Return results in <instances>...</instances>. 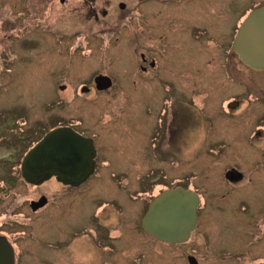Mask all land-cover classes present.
Masks as SVG:
<instances>
[{
    "label": "rangeland",
    "instance_id": "1",
    "mask_svg": "<svg viewBox=\"0 0 264 264\" xmlns=\"http://www.w3.org/2000/svg\"><path fill=\"white\" fill-rule=\"evenodd\" d=\"M69 1L0 0V234L16 264H187L188 255L199 264H264V241H232L224 177L264 151L255 121L264 71L228 49L233 25L264 0H158L146 11L155 28L132 19L130 3L125 18L113 12L124 0H106L110 15L98 21L81 17L82 0ZM150 37L157 67L141 74L134 50L138 38L152 51ZM97 74L112 78L110 90L94 89ZM237 98L246 110L229 113ZM174 112L183 121L171 135ZM63 125L94 137L99 169L72 193L53 181L27 185L17 173L26 145ZM176 185L200 196V222L188 242L169 245L139 222L150 200ZM42 195L50 205L33 214L27 204Z\"/></svg>",
    "mask_w": 264,
    "mask_h": 264
},
{
    "label": "water",
    "instance_id": "2",
    "mask_svg": "<svg viewBox=\"0 0 264 264\" xmlns=\"http://www.w3.org/2000/svg\"><path fill=\"white\" fill-rule=\"evenodd\" d=\"M233 49L244 64L253 69H264V6L251 11L241 22ZM105 81L110 80L105 76L95 78L98 85ZM93 157L90 139L70 128L57 127L28 150L21 172L23 179L32 185H39L54 175L64 184L79 185L93 173ZM198 205L199 197L190 190L177 187L164 191L150 203L141 227L161 242H186L197 222ZM189 261L194 264L193 258ZM13 263V249L6 238L0 236V264Z\"/></svg>",
    "mask_w": 264,
    "mask_h": 264
},
{
    "label": "flooded vegetation",
    "instance_id": "3",
    "mask_svg": "<svg viewBox=\"0 0 264 264\" xmlns=\"http://www.w3.org/2000/svg\"><path fill=\"white\" fill-rule=\"evenodd\" d=\"M156 1H158V0H124V1H119L116 3L115 6L112 7V11L113 12L118 11L119 14L121 13L119 16L121 17V15H122V19H123L126 16L125 11L129 7L128 3H130L133 6V8L131 10H134V14H135V16L132 15L133 16L132 19H137L139 21L140 26H141V23L143 22V20L146 19V21L148 22V25L150 27L155 28V26H152V25H155V22L157 20L156 16H155L156 14L155 13L148 14V13H146V11L148 10L149 12L152 13L154 11L153 7H150V9H149L148 6L151 5L152 3H156ZM176 1H183V0H176ZM59 2H60V4H62V6H65V5L69 4L70 1L69 0H59ZM98 2H101V4L99 5ZM82 4H83L82 9H80V11L78 13L80 15H82L81 17H83L85 19L98 21L100 19H106L110 15V9L108 8L109 4L106 2V0H82ZM259 7H262V6H257L255 9H257ZM74 10L76 11L77 9L75 8ZM253 10H251V11H253ZM143 25H144V23H143ZM233 27H234V29H233L232 37H231V39L229 41V45H228L230 57H231V55L234 57L238 56L237 53L235 52V50L233 49V42L235 40L238 28H237L236 24L233 25ZM152 41H153V39L150 37L151 45H152ZM137 42H138V44H140V46L136 45V48L134 50V54H135L137 60H139L137 63V68L139 69L141 74H148L149 72L155 70L157 67V59L155 57V49H154L155 45H152V49H151L152 51H144L141 49L142 46H141V43L139 42L138 38H137ZM241 63L244 64L242 61H241ZM244 66L253 70V71H264V69H253L246 64H244ZM98 76H105L110 81H108V82L105 81L104 84L99 83V85H98L95 82V78ZM164 81H165L167 87L172 86V84H171L172 81L170 82L169 79H164ZM107 83H108V86L105 87V85ZM93 84H94V89L97 92L101 93L103 91L110 90L113 86V81H112L111 77H109L105 74H97L93 77ZM60 89L62 91H64L65 87L62 86V87H60ZM169 89H170V87H169ZM168 91L169 90L167 89V92ZM81 92L88 94L90 92V89L86 86H83L81 88ZM250 96L254 97V94H250ZM263 101H264V99H263ZM245 105H246V99L237 98V99H233L232 101L227 103L226 108H227L229 113H233V112H236L237 110L244 109ZM244 110H246V109H244ZM170 111L171 110H169V112ZM167 112L168 111L166 110L165 113H167ZM250 112H249V114H250ZM263 114H264V111L262 112V116L260 114V118L258 117V115L255 118L256 122L261 123L260 125H258L259 128L264 127V117H263L264 115ZM180 120L183 121V117H182L181 113L174 112V114L170 115L169 123L167 125V129L170 131L171 135H172V130L174 131V133H176L177 131L180 130L181 126L177 124L180 122ZM57 127L71 128L73 131L80 134L82 137H85V138L91 140L92 145H93V149H94L93 173L84 182L80 183L79 185L64 184L60 179H58L57 175L52 176L51 178L42 182L39 185L29 184L28 182H26L23 179L22 172H21V164H22L23 159H24L26 153L28 152V150L32 147V145H34L39 140H37L36 142H33L32 145H26L25 150L22 153V155L20 156L19 161H18L17 173H18V177L24 183H26L29 186L43 187L44 185L53 181L55 183V185L58 186L63 191H65L67 193H72L74 191L80 190L83 186H85L87 183H89L88 181L95 174L97 168L99 169V157L97 155V151L95 148L96 141H95L94 137L81 133L79 130H77L73 126L63 125V126H57ZM261 131L262 130H256V133H262L263 134V132H261ZM236 133L237 132L234 133V139H236V135H237ZM4 138L5 137H1L0 141H2ZM171 140H172V138L170 139V141ZM10 143H11V141H10ZM227 175H228V178H227ZM9 177H11V176H8V174H6L4 176V180H6V181L9 180ZM224 177H225V179L229 185V188H230L229 198H230V222H231V231H232V241L236 244L240 243V242H244L246 240H250L252 243L264 241V151H261L259 156H254V157H249V158L246 157L245 161L240 162L239 164L235 163L234 166L231 167L224 174ZM177 187H178V185H176L175 187L170 188V189H174ZM180 188H182V187H180ZM170 189L161 190L157 196H159L162 192L170 190ZM182 189H184V188H182ZM184 190H190V191L196 193L195 191H193L191 189L185 188ZM196 195L199 197V205L197 208V222H196L194 230L191 232L189 239L191 238L192 234L194 233L196 227L198 226V224L200 222L199 207H200L201 201H200V196L197 193H196ZM157 196H154L150 200V202L146 206L145 214L149 208L150 203ZM43 200H44V203H43ZM41 203H43V205H40ZM49 205H50V202H48L46 196L42 195L41 197L39 196L37 198V200H35V201H29V203L27 204V207L30 209V211L33 214H35L38 212H40V213L43 212L44 209H47L49 207ZM33 207H35V210L33 209ZM144 215H143V217H144ZM143 217L141 218V220L139 222V226H140L142 231H143V229L141 227V221H142ZM143 232L147 236L153 238L154 240H156L160 243L169 244V245H181V244H184V243L189 241V239H188L186 242H183L180 244H170V243H166V242H161V241L155 239L154 237L148 235L145 231H143ZM248 234H251L252 236L250 237V236H248ZM0 236H3L4 238H6V240L8 241V243L11 245V247L13 249V253H14V263L13 264L18 263V259H15L16 254H15V250L13 248V244L7 239L6 236L1 235V234H0ZM249 237H250V239H248ZM251 245H253V244H251ZM247 253H248V250L245 251L244 253H243V250H241L240 253H234V255L237 256L240 254L239 256L246 255L245 257H247V255H248ZM190 257L194 259V261H193L194 264H199L197 258L194 256H191V255H188L186 257L187 264H191L189 261ZM235 259H240V258H235ZM258 260L263 261L262 259H258Z\"/></svg>",
    "mask_w": 264,
    "mask_h": 264
}]
</instances>
